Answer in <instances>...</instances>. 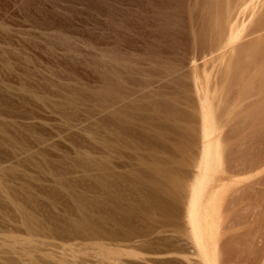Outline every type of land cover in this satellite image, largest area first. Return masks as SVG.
<instances>
[{
  "label": "rangeland",
  "instance_id": "rangeland-1",
  "mask_svg": "<svg viewBox=\"0 0 264 264\" xmlns=\"http://www.w3.org/2000/svg\"><path fill=\"white\" fill-rule=\"evenodd\" d=\"M85 263L264 264V0H0V264Z\"/></svg>",
  "mask_w": 264,
  "mask_h": 264
},
{
  "label": "bare ground",
  "instance_id": "bare-ground-1",
  "mask_svg": "<svg viewBox=\"0 0 264 264\" xmlns=\"http://www.w3.org/2000/svg\"><path fill=\"white\" fill-rule=\"evenodd\" d=\"M207 131V130H206ZM207 133V132H206ZM208 136V135H207ZM206 139V138H205ZM207 142H208V140H206ZM213 141V140H212ZM204 143V142H203ZM214 144V143H213ZM213 144H211V145H213ZM209 146V145H208ZM216 147V146H215ZM147 149V148H146ZM160 149H162V148H160ZM152 150V149H151ZM164 150V149H163ZM166 150V149H165ZM207 150V149H206ZM153 151V150H152ZM170 151V150H169ZM168 152V151H167ZM171 152V151H170ZM215 152V151H214ZM146 153V152H145ZM151 153V152H150ZM155 154V153H154ZM165 154H166V152H165ZM145 155V154H144ZM206 155V154H205ZM156 158H157V156H156ZM159 160V159H158ZM157 160V161H158ZM162 160H164V159H162ZM162 160H160V161H162ZM167 160V159H166ZM145 161H148V159L147 160H145ZM155 163V162H154ZM150 164V163H149ZM152 164H150L147 168H145L144 167V169L142 170L141 169V175H142V178H144L146 181H149L150 179H153V178H156L157 176H158V178L159 177H161V179H159V180H164V182L166 181V182H168V180L169 179H167V173L162 169V168H160L159 166H157V165H153V166H151ZM215 165V164H214ZM204 167V166H203ZM165 169V168H164ZM204 169H206V168H204ZM139 170V169H138ZM167 170V169H166ZM207 170H208V168H207ZM207 170H204V171H207ZM137 171V170H136ZM170 171V170H169ZM169 173V172H168ZM204 174H205V172H203ZM140 174H138V176H139ZM171 175V174H170ZM206 175V174H205ZM124 176V175H123ZM204 176V175H203ZM207 176V175H206ZM116 177V176H115ZM115 177H114V181L116 180L115 179ZM118 178V177H117ZM132 178V177H131ZM141 178V179H142ZM173 178V177H172ZM204 178V177H203ZM134 179V178H133ZM155 181H156V179H154ZM158 180V181H159ZM204 180V179H203ZM121 181V180H120ZM138 181H140V180H138ZM160 181V182H161ZM105 182V181H104ZM116 182H117V180H116ZM141 182V181H140ZM151 182L153 183V181L151 180ZM136 183V182H135ZM156 183H158V182H156ZM155 183V184H156ZM102 184V183H101ZM130 184H132V183H130ZM130 184H129V186H130ZM141 184V183H140ZM147 184V183H146ZM150 184V183H149ZM160 184V183H159ZM159 184H156V185H159ZM163 184V183H162ZM161 184V185H162ZM169 184V183H168ZM168 184H163V187H164V185L166 186V188H167V185ZM117 185V184H116ZM139 185V184H138ZM161 185H159L160 187H162ZM170 185V184H169ZM121 186V185H120ZM125 186H127V185H125ZM134 186H136V185H134ZM150 186V185H149ZM152 186V185H151ZM159 186H157V187H159ZM115 187V186H114ZM128 187V186H127ZM138 187V186H137ZM162 187V188H163ZM111 188V187H110ZM130 188H132V187H130ZM143 188H145V187H143ZM147 188V187H146ZM165 188V187H164ZM165 188V189H166ZM194 189H195V187H193ZM141 189V188H140ZM175 189V188H174ZM131 190V189H130ZM145 190V189H144ZM152 190V189H151ZM164 190V189H163ZM176 190H177V188L174 190L175 192H176ZM197 190V191H196ZM196 190H194V192H193V194L195 193V197H193V194L191 195L193 198H192V200H191V202H190V204H189V209H188V206H187V209H188V212H187V215H189V220L191 219V222H192V224H193V227H194V229H193V232L194 233H196V237L197 238H200L199 236H200V233L198 232V230H199V220L197 219V214H198V210H197V206H196V202L198 201V199H197V201H196V198H197V196H196V194H197V192H199V190H198V188H196ZM162 191V190H161ZM161 191H160V189H158V190H153V193H154V195L156 196V199L155 200H153L152 202H153V205L152 206H161V208L162 209H166V208H168L169 207V204H171V203H169L168 204V202L166 201V202H164V201H162L161 199H160V197H162L161 196ZM166 191H167V189H166ZM166 191H164V192H166ZM167 192H170V190L169 191H167ZM147 194V193H146ZM152 194V193H151ZM167 194V193H166ZM165 194V195H166ZM199 194V193H198ZM108 195H109V193H108ZM163 195V194H162ZM171 195V194H170ZM200 195V194H199ZM51 196H53V195H51ZM152 196V195H151ZM141 197V196H140ZM152 197H154V196H152ZM164 197V196H163ZM190 197V196H189ZM110 198V197H109ZM137 198V197H136ZM135 198V199H136ZM165 198V197H164ZM200 198V197H199ZM140 199V198H139ZM153 199V198H152ZM163 199V198H162ZM191 199V198H190ZM137 200V199H136ZM141 200H144V199H141ZM140 200V202H142ZM146 200V199H145ZM150 200V199H149ZM173 200V199H172ZM85 201V200H84ZM91 201V200H90ZM169 201V200H168ZM190 201V200H189ZM102 202H104V201H102ZM117 202V201H116ZM136 202V201H135ZM149 202V201H148ZM147 202V203H148ZM173 202V201H172ZM112 203H114V202H112ZM143 203V202H142ZM144 203H145V201H144ZM151 203V202H150ZM149 203V204H150ZM197 203H199V202H197ZM90 204V203H89ZM136 204H137V202H136ZM114 205V204H113ZM112 205V206H113ZM146 205V204H145ZM136 206V205H135ZM139 205H137V207H138ZM151 206V207H152ZM171 207H172V205H170ZM175 206V205H174ZM117 207V206H116ZM140 207V206H139ZM142 207V206H141ZM140 207V208H141ZM146 207H148V206H146ZM150 207V208H151ZM92 208V207H91ZM97 208V207H96ZM120 208V207H119ZM171 209V208H170ZM174 209V208H173ZM98 210V209H97ZM123 210H124V208H123ZM122 210V211H123ZM127 210H129V209H126V211ZM161 210V209H160ZM175 210V209H174ZM110 211V210H109ZM113 211V210H112ZM122 211H120V212H122ZM166 211V210H165ZM167 211H168V209H167ZM124 212V211H123ZM125 213V212H124ZM128 213V212H127ZM148 213V212H147ZM161 213V212H160ZM126 215V214H125ZM128 215H129V213H128ZM163 215V214H162ZM132 216V215H131ZM197 216V217H196ZM103 217V216H102ZM104 218V217H103ZM164 218V217H163ZM115 219V218H114ZM119 219V218H118ZM129 219H130V217H129ZM144 219V218H143ZM123 220H125V219H123ZM146 220V219H145ZM111 221V220H110ZM117 221V220H116ZM126 221V220H125ZM105 222V221H104ZM100 223V222H99ZM107 223V222H106ZM98 224V223H97ZM125 224V223H124ZM163 224V223H162ZM128 225H130V223L128 224ZM127 225V226H128ZM135 225V224H134ZM168 225V224H167ZM71 226V225H70ZM122 227V226H121ZM116 228V227H115ZM114 228V229H115ZM125 228V227H124ZM127 228V227H126ZM131 228V227H130ZM192 228V227H191ZM102 229V228H101ZM111 229H113V228H111ZM123 229V228H122ZM57 230V229H56ZM71 230V229H70ZM109 230V229H108ZM128 230V229H127ZM86 231V230H85ZM116 231H120L119 229L118 230H115V232ZM126 231V230H125ZM130 231V230H129ZM113 232H114V230H113ZM124 232V231H123ZM123 232H122V235H124L123 234ZM132 232V231H131ZM119 233V232H118ZM125 233V232H124ZM126 233H127V231H126ZM112 234V233H111ZM115 234V233H114ZM117 235V234H116ZM114 236V235H113ZM120 236H121V234H120ZM139 236V235H138ZM126 238V237H125ZM196 238V239H197ZM148 241V240H147ZM197 241V240H196ZM203 242V241H202ZM150 244H151V242H150ZM198 244V243H197ZM201 245V244H200ZM199 245V246H200ZM202 247V246H201ZM202 249V248H201ZM35 255V254H34ZM33 260V259H32ZM86 264V263H85Z\"/></svg>",
  "mask_w": 264,
  "mask_h": 264
}]
</instances>
